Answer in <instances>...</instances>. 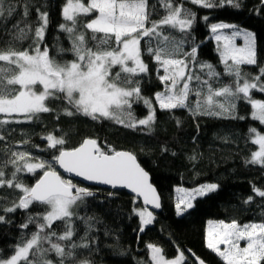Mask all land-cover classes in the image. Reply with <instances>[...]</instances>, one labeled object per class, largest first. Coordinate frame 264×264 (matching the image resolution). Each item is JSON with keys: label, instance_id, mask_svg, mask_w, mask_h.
Here are the masks:
<instances>
[{"label": "snow or ice", "instance_id": "snow-or-ice-1", "mask_svg": "<svg viewBox=\"0 0 264 264\" xmlns=\"http://www.w3.org/2000/svg\"><path fill=\"white\" fill-rule=\"evenodd\" d=\"M159 3L166 14L159 20H151L155 5L150 8L149 0H87V3L85 0H65L62 6L64 23L58 27L67 34L71 47H60L58 51L71 52L74 59L68 61L49 55V48L44 44L48 13L37 8L40 23L29 49L10 47L7 51L0 50V127L38 120L41 113L53 111L47 106V101L59 99L70 106L64 109L67 116L79 114L94 121H112L126 128L145 126L150 129L155 123L156 108L152 98L142 94L137 79L149 72L141 48V41L145 38H148L147 53L163 70V75H158L163 90L154 93L160 110L181 108L188 109L193 115L244 119L235 114L236 101L242 99L251 106L252 119L264 125V100L255 99L252 95L253 90L264 93V66L258 64L255 34L224 22L209 24L215 40L224 41L222 46L218 45L220 60L224 73L233 77V85L213 88L210 81L218 79L221 73L213 65L198 61V45L194 44L190 51L183 52L185 41H177L170 34H165L166 28L187 33L196 20V13L183 4H175L174 0H159ZM191 3L204 9L226 5L240 8L237 0H191ZM28 7L25 4V16L28 15ZM13 11L11 4L6 5L5 0H0V17L11 16ZM81 17L89 19L81 22ZM203 19L208 21L209 18L205 16ZM225 29H232L230 35L222 34L221 30ZM28 31H31L30 27L18 28L16 38L23 39ZM237 38L243 40V46L236 45ZM244 65L257 66L258 74L249 79L251 74L242 71ZM195 67H199L202 73L206 70L208 79L196 74L193 71ZM193 96L194 101L190 100ZM139 104H143L148 112L142 119L133 115V105ZM14 115L22 119H14ZM249 131L252 133L251 142L258 145V150L252 152L248 163L264 167V134L256 128ZM3 139L0 136V140ZM43 139L47 141L48 149H55L58 153L53 154L50 161L34 157L29 152L14 151L6 162L14 168L11 178L7 179L0 168V188L7 186L21 193L18 201L4 208L5 212L27 210L34 204L45 206L38 219L29 216L28 222L21 225L27 229L29 224H36L37 230L26 239L22 237L13 254L0 257V264H54L48 258L49 253L60 258L58 264H65V260L74 255L66 248L88 247L87 243L77 245L72 242L65 246L59 241H72L75 234L72 219L76 215L73 208L78 206V202L82 204L85 197L94 196V192L65 179L54 165L86 181L128 188L143 197L145 205L160 207L159 196L149 182V174L131 152L101 147L93 138H85L72 149L64 147L66 141L63 137L48 134ZM21 172L42 174L28 186L19 178L18 173ZM217 188L215 183L191 190L177 188L181 194L177 197V214L193 208L197 197L206 196ZM254 191L264 197V191L256 188ZM251 199L249 197V201ZM136 214L141 223L139 230L143 232L144 227L153 222L154 216L146 208L137 210ZM4 220L0 215V222ZM57 221L65 225L62 234L53 228ZM241 241L245 242L244 247L240 246ZM206 247L223 264H264V223L240 225L236 221H209ZM147 248L152 264H185L186 257L179 249L174 259H166L160 247L148 244ZM199 264L204 262L200 260Z\"/></svg>", "mask_w": 264, "mask_h": 264}, {"label": "trees", "instance_id": "trees-1", "mask_svg": "<svg viewBox=\"0 0 264 264\" xmlns=\"http://www.w3.org/2000/svg\"><path fill=\"white\" fill-rule=\"evenodd\" d=\"M240 8L225 6L223 8L204 9L191 3V0H174L196 13V20L187 33L177 29H165V34L184 40L182 51L188 52L198 45V61L209 63L217 72L218 79L210 81L213 88L233 85V77L224 73V65L216 43L211 38L210 23L227 22L251 30L256 36L257 60L264 66V0H237ZM14 11L11 16L0 17V50L10 47L16 50L29 49L33 43L35 29L39 25L36 9L48 13L49 24L45 32L44 44L49 48V55L57 60L74 59L71 52L60 53V47L70 48L67 34L59 30L62 19V6L65 0H5ZM87 3V0H85ZM28 4V15H24V6ZM155 5L151 20H159L166 14L159 0H149V6ZM209 19L205 21L203 17ZM86 22L89 17H81ZM31 28L23 39H17L18 28ZM148 38L141 41L143 60L149 72L137 77L142 94L153 100L156 108L155 123L149 129L138 126L126 128L107 120H92L83 115H64V109L70 107L66 101L50 99L47 106L53 109L41 113L38 120L25 123H11L0 127V168L6 178H11L14 168L6 162L14 151L29 152L32 156L51 160L55 149L47 148L43 139L48 134L63 137L67 149L79 146L85 138L96 139L101 147L132 152L140 164L150 173L153 184L162 198V209L152 212L154 220L141 232L140 219L134 208L145 209L137 198L126 191L86 186L72 180L78 187L87 188L94 196L85 197L73 208L76 215L72 219L75 234L71 242L59 241L67 246L69 243L88 247L67 249L74 255L65 260V264H151L148 244L162 249L166 259H174L183 251L185 264H196L192 254L202 258L208 264H223L222 260L206 247V228L209 220L225 222L236 221L264 223V197H260L254 188L264 191V167L248 163L252 152L258 145L251 142L250 128L264 132V125L251 117V106L245 100L236 101V116L244 119H231L220 116L193 115L188 109L160 110L154 93L162 91L163 86L158 75L163 70L147 53ZM44 44L41 45L43 50ZM155 46V41L152 42ZM159 69V71H157ZM118 70V69H116ZM257 66H242V71L250 73L249 79L258 74ZM115 71V70H114ZM193 71L202 79H208L206 70L199 67ZM264 79V78H262ZM195 86V82H193ZM253 96L264 98L263 93L253 90ZM195 100V97H190ZM143 104L133 105L136 119L147 116ZM57 117H59L57 119ZM17 119L16 116H13ZM179 121V123H177ZM27 141V143H24ZM38 146V147H37ZM6 165V166H5ZM55 168L56 165H54ZM27 172L18 173L19 178L28 186L33 185L39 175ZM65 179H70L64 177ZM204 183H217L216 191L199 197L194 207L178 215L176 210V187H195ZM21 193L7 186L0 188V257L13 254L15 246L23 238H28L37 230L36 224H29L27 229L21 227L28 222V217L39 218L45 206L34 204L29 209H17L13 213L4 211L18 201ZM249 197L252 199L249 201ZM87 221V222H85ZM58 234H62L65 225L57 221L53 225ZM83 238V239H82ZM47 246V245H46ZM48 258L55 264L60 260L54 253Z\"/></svg>", "mask_w": 264, "mask_h": 264}, {"label": "water", "instance_id": "water-1", "mask_svg": "<svg viewBox=\"0 0 264 264\" xmlns=\"http://www.w3.org/2000/svg\"><path fill=\"white\" fill-rule=\"evenodd\" d=\"M122 151H127V150H122ZM127 152H130V151H127ZM132 153V152H131ZM133 154V153H132ZM134 155V154H133ZM136 157V156H135ZM136 160H137V163L140 164V162L138 161L137 157H136ZM140 166L149 174V182L152 184V186L155 188L156 190V193L158 194L159 196V203H160V207L159 208H155L153 205L149 204V205H145L144 201H143V197L141 196H138L137 194L131 192L130 189L128 188H124V187H116V188H113L111 185H104V184H99V183H96V182H92V181H86L84 180L82 177H76L74 174H70V173H66L63 171V169L59 168L58 165H56V170L63 176V177H67V178H70L74 181H77L79 183H82L83 185H86V186H92V187H98V188H104V189H109L111 191H126L128 192L130 195H132L133 197L137 198L138 201H140L142 203V205L144 206V208H146L148 211L150 212H155V213H159L162 209V198L160 196V193L157 189V187L153 184L152 182V178H151V175L150 173L140 164ZM193 256V259L195 261L196 264H199V261L202 260L204 262V264H208L206 261H204L202 258L192 254ZM199 258V260L197 259Z\"/></svg>", "mask_w": 264, "mask_h": 264}, {"label": "rangeland", "instance_id": "rangeland-1", "mask_svg": "<svg viewBox=\"0 0 264 264\" xmlns=\"http://www.w3.org/2000/svg\"><path fill=\"white\" fill-rule=\"evenodd\" d=\"M224 23H227V22H224ZM228 24H231V23H228ZM233 25H235V24H233ZM237 26V25H236ZM238 28L239 29H242V30H246V31H250V32H252L251 30H248V29H246V28H243V27H240V26H238ZM222 31V34H224V35H230V33H231V31H232V29H225V30H221ZM253 33V32H252ZM211 38L214 40V42L216 43V46H217V49H218V45L219 46H222L223 45V43H224V41L223 40H221L220 42H217L216 40H215V38H214V35L211 33ZM235 43H236V45L237 46H243V40L242 39H240V38H237L236 40H235ZM264 94V93H263ZM253 95V94H252ZM253 98H255V99H261V100H264V98H261V97H257V96H253ZM146 117V116H145ZM145 117H143V118H145ZM17 119H22V117H16ZM140 119H142V118H140ZM259 131V130H258ZM260 132V131H259ZM262 134H264V132H261ZM258 150V149H257ZM204 184H207V183H204ZM215 184H217V183H215ZM201 185H203V184H201ZM198 186H200V185H198ZM198 186H195V187H184V186H178V187H176V189L177 188H184V189H188V190H191V189H193V188H196V187H198ZM179 195H181L180 193H178L177 191H176V203H177V197L179 196ZM197 198H199V197H197ZM195 202V201H194ZM193 202V203H194ZM137 210H143V209H141V208H134V211H135V213H136V211ZM185 213V212H184ZM184 213H182V214H184ZM181 215V214H180ZM209 221H212V222H219V221H221V220H209ZM209 221H208V223H207V228H206V241H207V232H208V226H209ZM225 222V221H224ZM225 223H231V222H225ZM238 223V222H237ZM248 223H255V222H248ZM238 224H240V225H243V224H241V223H238ZM244 224H246V223H244ZM240 246L241 247H244L245 246V242L244 241H241L240 242ZM221 248H223V245H221ZM55 264V263H54ZM151 264H152V262H151Z\"/></svg>", "mask_w": 264, "mask_h": 264}]
</instances>
